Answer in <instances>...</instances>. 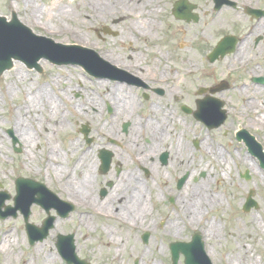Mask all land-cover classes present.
<instances>
[{
    "label": "rangeland",
    "instance_id": "374dc122",
    "mask_svg": "<svg viewBox=\"0 0 264 264\" xmlns=\"http://www.w3.org/2000/svg\"><path fill=\"white\" fill-rule=\"evenodd\" d=\"M159 1L161 4L166 3L160 10L162 26L161 32H158L160 40L154 44H143L146 47L143 50L131 47L137 42L121 43L124 27L122 21L117 23L115 19L108 21L102 19L97 23L86 24L81 31L85 40L78 42L74 39L75 37L68 36L66 33L46 32L42 26L32 25L23 20L18 13V8L21 9L24 6L23 0H0V16H7L10 20L9 9L13 7L21 23L34 28L39 36H51L54 42L60 44L76 43L77 46H85L94 51L99 49L103 59H112L114 62L110 63L113 66H120L121 69H126L124 67L135 69L131 66L135 61L132 56H137L136 61L139 62H136L137 67L145 65L152 72H154L155 65L161 66L160 72L162 73L168 71L171 74L177 69L179 74L176 77L179 79H174V84L169 80V86L166 85V88L169 89L173 85V91H177L176 94H172V98L179 96V91L184 92L189 86L188 83L191 85L194 82L197 87L225 78L227 65L238 66L236 59L232 57V61H228L229 59L226 58L222 62L216 60L210 63L207 62V54L222 36L232 32L241 34L246 31L250 33L249 38L241 44L239 50L243 58L240 64H247L248 71L232 74L229 82L230 85L236 87L246 85L247 89L241 94L236 90H230L225 94L232 96V98L229 97L228 104L233 105V108L237 110L232 114H237L240 109L239 105L243 104V97H248V99L253 97L251 91L254 89L250 88L253 85L249 80L250 77L264 75V71L259 70L260 67L264 69V15L258 16L263 20L257 24L256 21L253 22L245 18L243 9L247 6L260 7L264 10V0H230L235 3V9L219 5L216 10L213 9V0H187L195 5L192 12L199 16L195 30L190 25L179 22L172 15L170 8L176 0ZM60 2L62 6L68 4V0H60ZM36 3L44 6L48 11L49 0H36ZM56 16L60 19L59 22L56 21ZM56 16L44 13L39 21L41 24L50 26L59 24L68 26L65 16L61 14ZM253 24H256L254 29H252ZM105 29L108 34L103 32ZM253 38L261 39L256 48H252ZM40 64H43L45 70L49 71L46 80L38 72L27 71L26 65L22 62H16L19 69H15L14 73L11 70L4 81L0 79V190L5 191L10 197L4 201V206L0 210L5 211V206H13L14 180L19 176L30 177L43 183L56 195L58 201L74 205L76 208L68 216L61 217L56 208L50 207L47 213L46 209L32 204L28 218L29 223L41 227L48 215L54 218L53 226L49 229L47 236L33 244L28 241L23 217L19 211L15 217L9 216L0 219V264H66L57 250L56 244L58 235L69 234H73L77 256L91 264H171L170 255L167 254V244L169 243L165 241L142 244L132 241L108 240V243H101L84 238L81 210L76 202L72 201L76 200L75 194L71 195V200L68 199L69 188L66 186L70 171V159L66 154L68 137L65 132L68 115L65 112V97L66 88L71 84L78 86L79 82L88 74L74 65H70L67 69L54 68L49 60H41ZM187 70L188 72L194 70L197 75L191 78L188 72L184 74ZM169 73L165 75H169ZM86 87L84 92L87 96H91L95 91L99 93L103 91L96 85L86 84ZM259 92L261 93V96H258L261 104L258 102L247 110L253 118L256 116L255 112L261 113L262 128L258 129L256 133L264 147V90ZM76 93L79 94V92ZM185 94L183 93L184 96H186ZM224 97L228 101V97ZM178 102L180 101H175V98L174 100L168 98L162 103L166 104L168 107L166 109L170 107L172 110ZM181 102L189 101L184 98ZM77 113L74 111L72 115L73 126L81 120ZM178 113L180 112L173 111L171 113L172 120L173 118L177 120ZM168 119L169 123H161L160 126L165 125V128H169L168 126L173 125L172 128H169L172 130L188 125L180 120L172 123V120ZM192 126L196 125L188 127ZM212 129H216V127ZM212 133L215 138H218L217 132L213 131ZM73 134L75 135V132ZM20 142L22 146H20ZM17 148L20 150L18 153ZM227 150L232 151L233 161L227 159V161H223L221 158L214 162L212 158H203L199 168L202 173L200 179L191 180L183 190V196H189L190 200L188 210H184L185 216L182 212L172 213L171 207L159 211L153 208L152 212H148L147 215L153 218V221L157 219L158 224L159 221H162L163 224L169 221L175 226L183 223L193 224L201 231L199 233L204 239L205 250L213 264H264V171L259 168L254 157H250L244 148H238L233 144L228 146ZM244 156H246L245 159H243ZM254 163L255 166H253ZM245 172L250 176L248 179L242 177ZM223 175L225 178H222ZM251 191L252 197L258 203V208L245 213L241 207L245 201L244 198ZM202 193H205V196ZM101 223L98 227L102 236L110 228L114 234L124 235L125 232H132L128 228H118L123 231H117V225L112 220L104 222L101 219ZM135 223L142 227L143 231L145 230L146 219L144 223L141 221ZM140 227L138 229L141 232ZM147 229L149 230L150 227ZM188 229V227L185 228V231L188 232ZM161 231L159 226L158 232ZM90 233L92 234V232ZM8 234L11 235V239L14 237L15 240L17 238L20 240L18 245H12L13 254L11 259L6 261L7 257L1 241ZM179 236L181 235L179 234ZM184 238L186 240L187 236ZM45 242L48 244L46 251L54 257L51 262L50 260L44 262L43 253L35 251L38 245ZM245 253L248 257L244 256ZM249 258L250 260H248ZM178 264H183V256H180Z\"/></svg>",
    "mask_w": 264,
    "mask_h": 264
},
{
    "label": "flooded vegetation",
    "instance_id": "af4514ba",
    "mask_svg": "<svg viewBox=\"0 0 264 264\" xmlns=\"http://www.w3.org/2000/svg\"><path fill=\"white\" fill-rule=\"evenodd\" d=\"M231 7L235 9L236 6ZM258 9L263 10L260 7ZM243 14L245 18L256 21L257 24L264 19L252 17L246 12V7ZM198 19L199 16L195 20L190 18L185 21L180 18L178 21L190 25L195 30ZM255 27L256 24H253L252 29ZM230 34L237 37L236 50L219 60L222 62L228 58V61H232V57L235 58L238 62L236 69L231 67L233 64L227 65V76L208 85L195 87L194 82L191 85L188 83L189 86L187 85L184 92L181 90L179 96H174L175 101L180 102L172 110L170 107L166 109L168 107L162 102L168 98L174 100L172 94L177 91H173V85L170 89L166 88V85L169 86V80L174 84V79H179L176 77L179 74L177 69L172 75L168 71L169 75H165L166 72H160L161 66L155 65L152 72L145 65L137 67L136 58L131 65L135 69L124 67L131 76L103 78L86 75L78 86L71 84L66 88V154L70 159L67 178L77 183L86 180L78 194L79 197L76 195V200H72L81 210V224L86 240L92 239L101 243H108V240L143 243L144 234L147 233L146 244L163 241L171 244L190 242L195 232H201L191 223L175 226L169 221L164 224L159 221L158 224L157 219L153 221L147 214L152 212L153 208L159 211L171 207L172 213L182 212L185 216L183 190L191 180L200 179L202 173L199 168L203 158H212L214 162L221 158L223 161H233L232 151L227 150V147L235 144L238 148H245L247 133L254 135L256 140L261 142L256 133L262 128L261 113L255 112L256 116L253 118L247 109L260 102L258 96H261L259 91L264 90V80L257 82L255 78H264V75L250 77L249 80L253 84L250 88L254 89L251 91L253 97H243V104L239 105L237 114H232L237 110L228 104L232 96L225 95L230 90L241 94L247 89L246 85H230L229 80L232 74L248 71L247 64H240L243 58L239 49L250 33L244 31L241 34ZM256 40L254 39L252 48H256L261 39L257 42ZM262 68L259 70L264 71ZM188 74L191 78L197 75L194 70H189ZM86 84L96 85L103 91H95L91 96H87L84 92ZM213 89L218 92L211 93L210 90ZM183 93H186V96ZM224 96L228 97V101ZM184 98L189 102H181ZM209 98L216 102L208 101ZM219 101L222 104L221 109L224 110V120L220 126L212 129L209 125L217 118L212 116L211 120H206L200 116L199 109L202 107L204 112L218 114ZM73 110L78 112V118H81L74 126L71 122ZM173 111H179L175 117L188 125L172 130L169 128L173 125L168 126L169 128H165V125L161 127V123H169L168 118L172 120ZM177 120L173 118L172 123ZM193 124L196 126L188 127ZM221 130L223 131L220 134ZM213 131L217 132L218 138L214 137ZM245 158L246 156L243 157ZM71 195L69 189L70 200ZM73 207L76 208L74 205ZM101 219L104 222L112 220L117 225V231H123L118 228H128L132 232H125L124 235L114 234L110 228L105 230V234L102 232V236L98 227L102 224ZM145 219L146 228L143 231L135 222L144 223ZM158 225L162 230L160 233ZM187 227L188 232L185 231ZM167 254L170 255L169 245Z\"/></svg>",
    "mask_w": 264,
    "mask_h": 264
},
{
    "label": "water",
    "instance_id": "95a60500",
    "mask_svg": "<svg viewBox=\"0 0 264 264\" xmlns=\"http://www.w3.org/2000/svg\"><path fill=\"white\" fill-rule=\"evenodd\" d=\"M188 8L190 6H188L186 0H180L176 3L173 11L176 17L187 19L189 17ZM9 10L11 15L14 14L10 22L6 21V19L9 21L7 16H0V79L2 81L10 74L11 70L14 73L16 62L24 63L28 69L27 71L38 72L46 80L49 71L45 70L43 64H40L41 60H49L54 68L67 69L73 64H75V67L81 68L82 66L83 72H85V69L89 74L96 75L95 77H111L115 76L117 72L125 77L130 75L127 69H123L126 71L125 73L120 70V66H113L106 58L103 59L99 49L95 53L85 46H77L76 43L65 45L54 42L51 36H35L38 33L34 28L27 26L29 30L20 23L21 21L17 18L15 8L11 7ZM194 19L196 18L194 17ZM30 31L35 35L31 34ZM234 44L235 40L233 37L227 36L223 38L209 55V60L213 61L218 55L231 52L234 49ZM247 145L251 155L253 154V156L258 158L260 167L264 169L262 147L250 136ZM16 151L17 153L20 152L18 148ZM243 177L248 179V173ZM15 186L14 206H7L4 209L5 211L0 210V217H15L17 211H19L23 216L22 220H24L30 244H33L37 240H43L47 236L49 229L53 226L52 222L54 220L52 216L48 215L42 222L41 227L29 223L28 218L32 204L41 206V208L46 209L47 213L50 207L56 208L58 215L61 217L68 216L73 208L66 202L58 201L59 199L56 195L45 187L44 184L30 178L17 177L15 179ZM8 198L9 195L6 192H0V208ZM251 208H258L256 201L252 198V191L246 199L243 210L248 212ZM73 238V234L58 235L56 245L62 258L66 260L67 264H90L87 260L85 261L77 256ZM171 251L172 264H177L179 253H183L185 256V264H212L207 254H205L204 245L199 234L193 237L192 243H172Z\"/></svg>",
    "mask_w": 264,
    "mask_h": 264
},
{
    "label": "bare ground",
    "instance_id": "6f19581e",
    "mask_svg": "<svg viewBox=\"0 0 264 264\" xmlns=\"http://www.w3.org/2000/svg\"><path fill=\"white\" fill-rule=\"evenodd\" d=\"M23 4V8H18V13H20L23 20H26L32 25L42 26L46 32L54 34L66 33L68 36H72L73 38L75 37L74 39L78 42L85 40L81 31L88 23H97L102 19L107 21L115 19L117 23L122 21L124 29L122 32L123 35L121 43L137 42L131 47L137 49L140 48L142 50L146 49L143 44H154L158 43L160 40L158 33L159 31L161 32L162 29L160 23V10L166 5L165 2L161 4L159 0H68L67 6H62L60 0H49L47 11L44 6L37 4L36 0H23ZM44 13L51 16H56L58 14L65 16L68 21V26H63L61 24L53 26H50L49 24H41L39 19ZM55 18L57 22L60 21L57 16ZM135 58L136 56H132V59ZM106 60L111 63L114 62L110 58H107ZM15 69H19L18 65H16ZM185 73H187V71H185L184 74ZM246 160H244V162H246ZM255 165L256 164L254 163L253 166ZM221 171H223V169H221ZM222 178H225V176L223 175ZM85 181L86 180L77 183L74 180L72 181L71 178H67L66 186L70 189L72 194L79 197L78 194ZM202 194L205 196V193ZM185 197V199H183V204L184 207L186 206L187 208L185 209L188 210V203L190 200L188 198L189 196L186 195ZM209 201H211L210 198ZM10 236V234L5 235V238L1 241L2 248L4 246L3 251L7 257L6 261H9L11 259V255L13 254L12 245H18L20 240L19 238L15 240L13 235V239H11ZM47 247L48 244L45 242L38 245L35 251L43 253L44 262H49V260L51 262L54 257L46 251ZM244 256L248 257L247 253H245ZM248 260H250V258Z\"/></svg>",
    "mask_w": 264,
    "mask_h": 264
}]
</instances>
